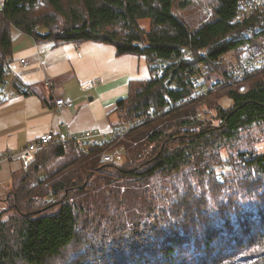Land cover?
<instances>
[{"label": "trees", "instance_id": "16d2710c", "mask_svg": "<svg viewBox=\"0 0 264 264\" xmlns=\"http://www.w3.org/2000/svg\"><path fill=\"white\" fill-rule=\"evenodd\" d=\"M239 1L212 0L211 16L192 25L176 13L191 0H5L2 81L12 28L37 42L111 44L119 55L164 58L186 47L191 56L162 78L131 79L114 126L158 113L123 137L35 152L4 198L0 264H264V152L250 136L264 131V67L244 91L227 84L198 98L201 76L187 74L246 42L227 38L246 25L232 22ZM105 150L122 159L103 161Z\"/></svg>", "mask_w": 264, "mask_h": 264}, {"label": "crops", "instance_id": "0c3cea01", "mask_svg": "<svg viewBox=\"0 0 264 264\" xmlns=\"http://www.w3.org/2000/svg\"><path fill=\"white\" fill-rule=\"evenodd\" d=\"M12 45L9 77L21 79L28 91L0 103V154H12L0 164L2 190L34 158L25 151L29 142L49 132H109L117 117L110 112L127 97L131 79L148 75L145 57L119 55L107 43L37 42L18 30ZM94 78L98 85L86 90ZM60 98L68 103L58 105Z\"/></svg>", "mask_w": 264, "mask_h": 264}, {"label": "built area", "instance_id": "2783aa9c", "mask_svg": "<svg viewBox=\"0 0 264 264\" xmlns=\"http://www.w3.org/2000/svg\"><path fill=\"white\" fill-rule=\"evenodd\" d=\"M40 1V0H39ZM5 0H0V8L4 7ZM211 16V13L208 15ZM232 22L244 23V29L239 34L238 31L229 35L227 38L241 37L246 42L239 47L237 52H227L217 62V67H209V65H203L200 71L197 68H193L192 71L187 72L189 76H194V71L198 70L199 77L195 79V85H198V91L195 98L202 95H206L209 91H214L227 84H238L241 91L245 90V82L248 77L259 68L264 67V0H241L239 1L236 9L235 16ZM135 44L142 45L141 42L136 41ZM191 54L186 47H182L178 55L175 53L170 57L164 58H150L145 57L148 66V76L156 79L162 78L166 69L169 66L176 63L182 58H190ZM26 63L25 60H22ZM226 65L227 70L222 71L220 65ZM4 69L8 75L5 80H0V90H2V96L7 99L8 96L13 95L16 91L27 92L28 89L25 86L18 84V79H10L9 73L11 72V61L4 64ZM213 71L210 75H214L210 78L206 76L209 71ZM100 79L94 78L90 83L85 84L84 87L91 89L98 85ZM175 83L171 82V86ZM58 105L67 104L63 98L57 99ZM181 102H176L173 106H180ZM157 109L150 108L147 115L138 122H132L127 125L113 126V128L106 133L80 132V133H55L49 132L33 139L26 146L25 151L36 152L37 150L51 145H62L65 148L69 146L75 147L77 150H82L85 147L92 145H102L106 141L113 137H123L131 128L145 122L146 120L156 116ZM198 115V114H197ZM11 153L0 154V164L3 160L10 159ZM115 158L113 152L105 150L102 153V160L105 162H111Z\"/></svg>", "mask_w": 264, "mask_h": 264}, {"label": "rangeland", "instance_id": "374dc122", "mask_svg": "<svg viewBox=\"0 0 264 264\" xmlns=\"http://www.w3.org/2000/svg\"><path fill=\"white\" fill-rule=\"evenodd\" d=\"M212 10H213L212 9V0H191V3L186 8L177 10L176 13L181 15L184 18V20H186L189 24L196 25L202 19H204V17H205V19L208 18L209 17L208 15L212 12ZM140 24L146 30H148L149 26H150V20L147 18L141 19ZM16 31H18V29L12 28V32L15 33ZM230 103H231V101H229L228 99L223 100L224 105L228 106V105H230ZM110 114L112 117H115V113L110 112ZM254 129H256V128H254ZM254 129H252V131L250 132V136L254 138V142H252V147H254L259 152H264V131H261V133H259L258 129H256V130H254ZM118 150L120 151V149H118ZM119 151L115 150L113 152L115 155V158H116V154H117V157H120L121 151L120 152ZM122 156L123 155H121L120 159H122ZM19 176H21V175L18 174V175L14 176L10 187H12L14 185V183H17L19 181V179H20ZM2 186H3V184L0 182V187H2ZM6 189L2 190L0 188V212L4 211L6 209V206H7L5 201H4V198H5V196H7V193L10 189L9 190H8V188H6ZM234 263L244 264L245 260L240 257Z\"/></svg>", "mask_w": 264, "mask_h": 264}]
</instances>
